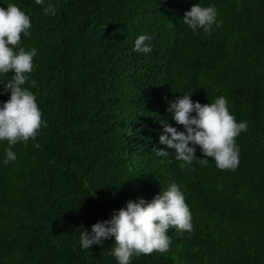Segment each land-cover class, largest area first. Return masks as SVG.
Wrapping results in <instances>:
<instances>
[{
    "label": "trees",
    "instance_id": "1",
    "mask_svg": "<svg viewBox=\"0 0 264 264\" xmlns=\"http://www.w3.org/2000/svg\"><path fill=\"white\" fill-rule=\"evenodd\" d=\"M29 15L35 48L27 87L47 126L35 140H0V264H118L115 238L89 250L80 233L138 198L175 183L193 230L169 228V250L130 264H264V0H0ZM51 3L56 15H45ZM195 4L215 6L210 34L183 24ZM151 35L148 54L133 51ZM0 75V106L10 99ZM192 93L201 105L223 96L237 122L235 171L213 158L181 167L159 143L160 120L178 131L169 102ZM192 115H196L193 113ZM39 147H34L35 144ZM189 146H192L191 144ZM153 148L165 149L168 157Z\"/></svg>",
    "mask_w": 264,
    "mask_h": 264
},
{
    "label": "clouds",
    "instance_id": "2",
    "mask_svg": "<svg viewBox=\"0 0 264 264\" xmlns=\"http://www.w3.org/2000/svg\"><path fill=\"white\" fill-rule=\"evenodd\" d=\"M37 5H45V0H35ZM56 8L51 3L44 7L45 15H56ZM215 6L195 4L186 11L183 24L192 30L203 29L210 34L216 20ZM32 27L31 19L16 4L0 7V75L14 73L10 80L4 82L3 92L10 90V99L0 106V140H7L9 147L5 149L4 163L16 159L12 146L18 142L35 140L42 126L47 122L42 119V112L36 102V96L27 87L33 72V57L37 55L35 48L26 51L19 47L21 36L29 37ZM153 36L139 35L134 42L133 51L148 54L152 51ZM2 94V93H0ZM192 93L184 94L169 102L167 111L172 114L176 124L183 126L185 131H178L167 121L161 119L163 132L159 143L166 148L174 149L175 159L182 161L181 167L191 165L194 160L207 165L209 160L197 158L196 146L204 157L213 158L220 170L235 171L239 165L240 150L235 138L247 130V121L237 122L229 112L225 97L215 98L208 104L193 102ZM195 113L196 115H192ZM192 146H189V145ZM34 147H39L35 144ZM157 156L168 157L165 149L153 148ZM192 214L185 203L180 188L171 183L162 190L151 202L142 198L128 201L124 208L115 211L109 220L97 222L91 226V232L80 233V246L89 250L92 245H103L105 240L115 238L113 255L118 264H130L133 256L150 255L153 252L164 253L169 250V228L178 233L193 230Z\"/></svg>",
    "mask_w": 264,
    "mask_h": 264
}]
</instances>
